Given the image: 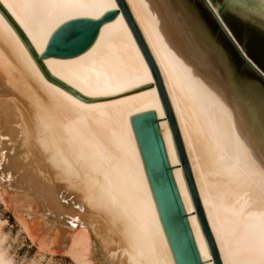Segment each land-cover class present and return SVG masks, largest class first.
Returning a JSON list of instances; mask_svg holds the SVG:
<instances>
[{"label":"bare ground","instance_id":"1","mask_svg":"<svg viewBox=\"0 0 264 264\" xmlns=\"http://www.w3.org/2000/svg\"><path fill=\"white\" fill-rule=\"evenodd\" d=\"M172 1L125 0L157 66L221 264H264V93L237 78L222 46L182 0ZM1 8L40 56L65 22L118 5L0 0V191L37 205L20 210L22 225L37 214L55 226L76 264H175L131 125L152 110L201 260L214 264L121 11L83 53L37 62ZM7 143L18 144L15 156ZM1 240L0 264H13Z\"/></svg>","mask_w":264,"mask_h":264},{"label":"water","instance_id":"2","mask_svg":"<svg viewBox=\"0 0 264 264\" xmlns=\"http://www.w3.org/2000/svg\"><path fill=\"white\" fill-rule=\"evenodd\" d=\"M115 2L118 8L105 12L101 18H76L59 26L50 36L46 49L40 56L35 55L25 36L2 8L1 10L14 26L37 62L48 56L70 58L83 53L94 43L100 27L104 23L113 20L121 11L152 74L174 140L192 204L202 233L207 240L213 262L214 264H221L199 203L192 174L157 66L125 0H115ZM202 2L242 60L264 82V0H210L216 12L209 0H202ZM158 121L156 113L152 110L136 114L131 118L132 129L160 221L175 264H203L173 178L172 167L169 164L163 140L159 133Z\"/></svg>","mask_w":264,"mask_h":264},{"label":"rangeland","instance_id":"3","mask_svg":"<svg viewBox=\"0 0 264 264\" xmlns=\"http://www.w3.org/2000/svg\"><path fill=\"white\" fill-rule=\"evenodd\" d=\"M182 1L190 9L191 14L195 16V18H197L209 31V33L211 34L212 38L216 41V43L219 46L220 45L222 46L221 48H223V51L224 52L226 51L225 54L232 67L235 69L236 77L241 80H247L256 83L257 86L260 88V90L264 93V82L242 60L239 53L234 49L232 43L226 37L225 33L221 30V28L215 22L214 18L210 15L202 0H182ZM7 145L11 146L12 149L9 150L8 152L9 155L15 156L19 149L18 144L7 143ZM18 187H20V184ZM3 196L4 199H2ZM22 199H23L22 196L8 198L6 194H3L0 191V240L3 238L1 240L3 241L2 248L5 250L8 259L13 264H76L74 263L72 258L69 257L68 254H66L67 253L66 247L60 246L59 242H62V239L59 235L58 229L55 226L53 225L43 226L44 224H40L37 221L38 218L37 214H35L36 216L33 214V217L31 218L33 220L28 221L29 230L26 229L28 227H24L22 225V221L24 219L21 220L23 216L21 215L20 210L30 211L32 205L29 201ZM25 202L27 203V205ZM25 205L30 207L28 208ZM20 207L21 208L25 207L26 209H21ZM32 210L33 212L37 210L36 204L32 205ZM27 213L28 211H26V214ZM19 216L21 217L19 218ZM49 218L52 219L53 216L49 215ZM18 219L21 222V224L19 223ZM24 225L26 226V224ZM50 226L52 227L53 230H51ZM47 227L49 230L47 229ZM36 229H38L39 231ZM64 250H66V253ZM116 261H118V259H116Z\"/></svg>","mask_w":264,"mask_h":264}]
</instances>
